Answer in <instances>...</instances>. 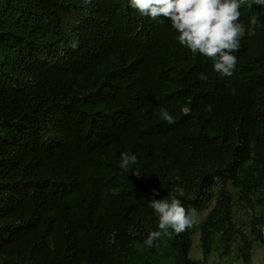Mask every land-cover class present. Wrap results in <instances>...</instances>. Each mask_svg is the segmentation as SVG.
I'll return each mask as SVG.
<instances>
[{
    "label": "trees",
    "instance_id": "obj_1",
    "mask_svg": "<svg viewBox=\"0 0 264 264\" xmlns=\"http://www.w3.org/2000/svg\"><path fill=\"white\" fill-rule=\"evenodd\" d=\"M252 18L242 16L246 29ZM257 20L233 75L221 77L179 44L169 18L143 16L129 0H0V264H97L98 244L106 262L202 264L178 255L175 240L188 246L191 231L144 244L160 231L149 228L159 226L149 202L176 186L184 205L203 207L214 186L226 211L235 194L254 208L237 247L249 264L264 242ZM125 151L138 158L127 171Z\"/></svg>",
    "mask_w": 264,
    "mask_h": 264
},
{
    "label": "clouds",
    "instance_id": "obj_2",
    "mask_svg": "<svg viewBox=\"0 0 264 264\" xmlns=\"http://www.w3.org/2000/svg\"><path fill=\"white\" fill-rule=\"evenodd\" d=\"M129 4L141 15L153 20L161 16L169 18L172 28L179 34L177 37L179 44L185 46L192 53H199L210 58L213 61L215 72L221 77L233 75L237 63L235 55L241 47V38L246 33L249 36L256 34L257 18L264 21V0H129ZM245 14L256 17L250 19L247 29L241 23V18ZM77 44L78 41H74L71 46L75 48ZM198 79L206 81L208 77L201 72L198 74ZM258 108L257 113L263 107ZM211 110V105H207L206 111ZM160 115L168 123L174 122V118L163 107L160 109ZM136 163H138V158L135 154L128 151L120 154L119 166L121 169L127 171L130 165ZM212 189L214 192L210 193L206 202L203 198L205 202L203 207L184 205L179 197H183L185 191L180 186L174 187L167 198L152 199L149 206L158 216L159 226L152 222L149 228H159L160 231H149L144 244L148 247H158L156 242L162 234L171 237L173 233L183 234L191 231L187 238L188 246L184 242L178 243L175 240V244L181 247L178 255L185 251V256L189 261H200L202 264H206L208 256L218 253L220 256L229 257L222 264H232L236 260L245 264L246 262L237 252V247L246 239H250L249 220L254 208L247 202L239 200L235 194L231 196L230 207L226 211L220 193L216 187L213 186ZM152 194L153 196L159 195L156 190H153ZM237 210H245L248 213L245 230L240 229L236 223L235 213ZM196 215H200L199 220L194 219ZM199 225H205L204 240ZM261 233L264 239V226L261 227ZM192 236H199V238L194 242ZM230 238L226 248L225 244ZM198 242L202 259H196L191 254L192 246ZM103 245L98 244L100 259L97 264H120L122 258L116 262H106L101 259L105 254ZM255 245L254 242L253 246L255 247ZM204 246L210 247L207 254L204 253ZM252 249L253 247L251 253ZM116 251L121 252L120 250Z\"/></svg>",
    "mask_w": 264,
    "mask_h": 264
},
{
    "label": "rangeland",
    "instance_id": "obj_3",
    "mask_svg": "<svg viewBox=\"0 0 264 264\" xmlns=\"http://www.w3.org/2000/svg\"><path fill=\"white\" fill-rule=\"evenodd\" d=\"M247 217H248V213L245 210H237L235 213L236 223L238 224L239 228L242 230H245V228H246ZM194 219L199 220L200 215H196V217H194ZM195 233H197V232H195ZM198 238H199V236L193 237V241L196 242V240ZM191 254H192V257H194L196 259H202V255H201L200 248H199V242L195 243L192 246ZM228 258L229 257L220 256L218 253H215L211 256H208L205 263L206 264H222V262L228 260ZM261 260H264V242H256L255 247L253 246V249H252L251 263H249V264H264V263L260 262ZM232 264H241V262L236 260ZM245 264H247V263H245Z\"/></svg>",
    "mask_w": 264,
    "mask_h": 264
}]
</instances>
